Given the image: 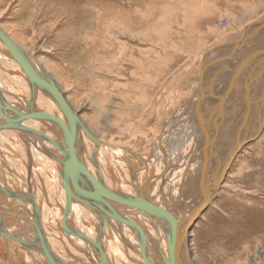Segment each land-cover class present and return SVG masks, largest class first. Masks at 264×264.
I'll use <instances>...</instances> for the list:
<instances>
[{
  "label": "bare ground",
  "instance_id": "bare-ground-1",
  "mask_svg": "<svg viewBox=\"0 0 264 264\" xmlns=\"http://www.w3.org/2000/svg\"><path fill=\"white\" fill-rule=\"evenodd\" d=\"M27 1L34 4V0ZM189 1L190 5L182 6L178 25L168 8L172 12L160 15L151 29L154 34L146 33L147 20H132L130 12H120L119 20H96V34L80 38L77 48L83 59L98 53L112 57L108 63L112 71L120 76L127 71L139 78L136 81L145 89L137 93L134 81L135 92L126 90L128 100L122 96L121 104L126 114L118 119L116 132L109 138L89 127L57 79L0 26L53 79L79 120L73 142L67 126L61 130L59 124L65 118L55 99L31 79L0 40V211L5 212L3 216L17 214L8 228L0 219L2 241L23 246L44 264L50 262L40 253L41 245L54 253L57 264H197L189 243L191 215L197 217L212 203L225 186V174L243 144L264 132V15L244 23L229 37L215 41L217 35L211 33L214 43L203 49L204 32L198 29L204 22L195 19L207 13L206 5ZM249 12L244 9L243 17ZM230 18V24L242 22L236 13ZM35 22L23 20L22 24L26 29ZM175 24L176 41L168 48L174 49L172 56L187 53L183 67L198 63L203 97L200 101L196 88L161 128L140 130L148 148L141 152L139 143L134 142L138 135L132 133L140 124L131 130L133 124L127 121L151 111L158 105V94L168 88L170 74L162 77L170 73L176 60L169 59L170 65L162 68L159 53L163 50L155 52V44L160 32ZM193 38L196 44L192 47ZM125 39L139 45L129 46ZM88 40L91 44L86 45ZM146 41L154 43L149 53H157L155 59H148V48L141 47ZM239 44L240 50L225 57L226 51ZM214 58L221 62L206 75L208 62L213 64ZM124 62L133 67H122ZM239 66L242 69L235 72ZM64 69L70 71V64ZM65 82L73 91L71 95L80 85L70 76ZM98 88L105 90L106 85ZM116 94L121 95L119 91ZM176 103L172 102V107ZM7 121L15 124L9 126ZM64 158L70 163L77 160L80 170L73 164L75 173Z\"/></svg>",
  "mask_w": 264,
  "mask_h": 264
},
{
  "label": "rangeland",
  "instance_id": "rangeland-1",
  "mask_svg": "<svg viewBox=\"0 0 264 264\" xmlns=\"http://www.w3.org/2000/svg\"><path fill=\"white\" fill-rule=\"evenodd\" d=\"M33 3L27 0H3L0 2L1 28L25 47L57 79L64 89V94L70 97L71 103L77 108L78 113L89 127L93 128L99 136L107 138L116 132V122L120 123L118 119L126 114L125 106L121 104L124 102V98L128 97L127 92L129 91V94L135 91L142 93L143 87L136 81L139 78H134L127 71H122L121 76L116 70L112 71L108 64L112 57L101 56L102 54L98 53L96 56L94 54L87 55L83 59V53L77 48L80 38L93 37L96 34L97 31L94 30L96 20H119L120 12H130L131 15L133 14L132 20H147L149 25L146 28V33L150 35L163 12L170 15L168 12L173 11L171 18L178 25L183 18L180 11L183 10V7L190 5L189 0H34ZM192 5H200L204 8L206 5L205 10L207 9V13H209L205 12L203 18L195 19L204 22L199 25L200 29H198L199 32H204L203 49L213 44L214 40L216 41L220 36L224 37L236 32L244 23L264 15V0H193ZM243 8L250 10L249 14L244 17ZM212 12L214 14H211ZM235 13L242 19L240 25L229 23L232 22L230 16ZM23 15L25 17L21 18ZM222 17L227 20L225 24L220 20ZM23 20H36V22L24 29ZM175 26L176 24L161 32L158 30L160 32L157 38L158 42L156 41L158 44H155V52L163 50L162 53H159L163 63L162 68L165 67L164 64L170 65L169 59L176 60L170 66V73H165L162 77L166 78L170 74L166 80L167 90L158 94V105L155 104L151 111L127 121L134 125L131 126L133 128L131 130H135V126L140 124V129L136 128L132 133L138 135L134 142L139 143L141 152L144 150L143 147L145 148L144 152L148 148L146 140L141 137L140 130L149 132V128L155 130L161 128L166 123V119L176 111L175 109L182 105L189 95H192L198 88L200 80L198 63L192 61L190 66L183 67L187 53L178 52L176 56H172L171 52L173 51L171 50L174 49L168 48L171 46L172 40L176 41L174 31L177 26ZM179 30L182 31V28ZM198 30L194 28L192 31L199 34ZM208 30L210 31L208 32ZM211 33L217 35L214 40H212L214 37H210ZM64 41H67L66 45L63 44ZM89 43L90 40L86 45ZM127 44L136 47L139 45L134 40H128ZM151 44L154 43L146 41L141 47L148 48V59H155L157 53H154L155 55L149 53ZM195 44L196 40L193 38L192 47ZM166 51L168 54L164 55L163 53ZM67 63L70 64V71L64 69ZM121 66L129 69L133 67V64L124 62ZM101 67L105 71H102ZM148 74L154 75L152 72ZM69 76L80 84L76 92L72 93L73 95H71L72 89L65 82V78ZM134 81L138 83L135 91H133ZM102 84L106 85L105 90L107 91L98 88V85ZM123 85L125 89L122 88ZM143 90L145 89L143 88ZM118 91L121 93L119 96L116 94ZM155 91L158 92L157 88ZM155 95L154 99H156ZM182 98L184 99L181 100ZM131 101L129 99V103ZM175 101L177 103L172 107V102ZM149 137L153 138V134ZM224 182L225 186L216 193L212 203L201 209L195 223L190 226L192 236L189 237V243L191 242L193 247L196 262L197 264L263 263L264 132L258 139L248 141L241 147L225 174ZM1 213L5 212L0 211V219H3L4 226L8 228L15 221L17 214L3 216ZM38 258L23 246L7 244L0 239V264H44L42 259Z\"/></svg>",
  "mask_w": 264,
  "mask_h": 264
},
{
  "label": "water",
  "instance_id": "water-1",
  "mask_svg": "<svg viewBox=\"0 0 264 264\" xmlns=\"http://www.w3.org/2000/svg\"><path fill=\"white\" fill-rule=\"evenodd\" d=\"M0 40L2 41V43L5 45V47L7 48L9 55L16 60L17 62H19L27 71V73L30 75L31 79L34 81L36 80L39 84H41L44 89H46L48 91L49 94H51V96L55 99V101L57 102L60 110L62 111V114L65 118V120H62L61 123L59 124L61 127V130L65 129V127L69 130V133L71 134V136L73 137V142L75 140V136L77 134V125L79 124V120L77 119V117L75 116V114L73 113L72 108L70 107V105L67 103V101L65 100V97L63 95V93L59 90L57 84L53 81V79L47 74L45 73V71L39 67L37 64H35L33 61H31V59L29 58V56L27 55V53L21 49L11 38H9L0 28ZM238 44V43H236ZM240 44L236 45V47H234L232 49V51H226L225 57H229L230 55H233L235 52V50H240ZM215 60L208 62V71L206 73V75H209V73H211L212 71H214V67L213 65L221 62V58H214ZM211 67V68H210ZM213 67V68H212ZM242 69L241 66L239 67H235V72H238ZM201 79V78H200ZM230 88V87H227ZM233 88V87H232ZM203 88L201 86V84H199L198 86V90H197V96L199 98V100L201 101V96L203 97ZM231 90V88H230ZM229 90V91H230ZM6 119V117H5ZM66 121V122H65ZM8 123V125H14L15 123H11V122H6ZM20 128H24L26 131H29V128L24 127L21 123L17 124ZM42 135L40 136H44L45 133H41ZM45 137V136H44ZM244 139H242L243 141ZM244 143V142H242ZM241 144V143H240ZM244 145V144H243ZM236 148L238 147L237 144L235 146ZM73 148H74V143H73ZM75 151V150H74ZM72 153H73V149H72ZM64 163H68L69 167H72L73 171H75L74 165H77L79 162H77V160L74 161V163H71L64 158ZM71 169V170H72ZM78 169L80 170V165L78 164ZM76 173V171H75ZM224 177V175H223ZM82 190V189H81ZM84 191V190H83ZM86 193V192H85ZM92 191H88V194H91ZM35 212V210H34ZM35 216H36V222L39 224V218L37 216V213L35 212ZM197 215V214H196ZM196 215H191L192 216V220H191V225L194 224V222L196 221ZM38 226V225H37ZM188 230V228H187ZM186 230V231H187ZM185 244H187V240L185 242ZM42 251H40L41 254H43L47 260H49L50 264H57L56 262V257L54 255V253L50 252L49 250L45 249L44 245H41ZM55 258V259H54ZM172 258V262L173 260H175L173 257ZM174 264V262L172 263ZM177 264V263H175Z\"/></svg>",
  "mask_w": 264,
  "mask_h": 264
},
{
  "label": "built area",
  "instance_id": "built-area-1",
  "mask_svg": "<svg viewBox=\"0 0 264 264\" xmlns=\"http://www.w3.org/2000/svg\"><path fill=\"white\" fill-rule=\"evenodd\" d=\"M222 23L225 24L226 23V19H222Z\"/></svg>",
  "mask_w": 264,
  "mask_h": 264
}]
</instances>
